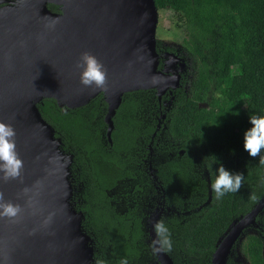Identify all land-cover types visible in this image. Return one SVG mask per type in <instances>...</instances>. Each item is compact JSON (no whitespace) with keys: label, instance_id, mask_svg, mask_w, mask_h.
I'll return each instance as SVG.
<instances>
[{"label":"trees","instance_id":"16d2710c","mask_svg":"<svg viewBox=\"0 0 264 264\" xmlns=\"http://www.w3.org/2000/svg\"><path fill=\"white\" fill-rule=\"evenodd\" d=\"M154 2L180 29L188 82L181 74L179 87L160 99L151 89L125 93L111 144L103 94L75 109L47 98L37 104L72 156L70 202L91 240V264H160L147 227L156 211L171 233L164 252L173 264H211L218 239L264 197V165L243 148L249 117L264 115V0ZM160 46L156 41L158 54ZM219 166L244 181L217 200L210 183ZM256 222L238 249L249 264H264V208Z\"/></svg>","mask_w":264,"mask_h":264},{"label":"water","instance_id":"95a60500","mask_svg":"<svg viewBox=\"0 0 264 264\" xmlns=\"http://www.w3.org/2000/svg\"><path fill=\"white\" fill-rule=\"evenodd\" d=\"M48 4L60 12H52ZM43 17L60 22L48 31ZM157 22L154 0H17L0 7V121L16 130L17 152L24 164L19 179L0 181L4 200L23 209L15 220L0 218V264L92 263L82 214L70 202L72 157L60 149V139L37 104L47 98L75 109L103 94L111 144L112 118L125 93L151 89L160 99L179 87L178 73L159 69ZM83 52L94 55L107 70L104 89L80 84L74 66ZM263 208L264 197L230 224L216 243L211 264H228L245 230L258 228L256 217ZM160 212L149 219L150 241L155 239L152 224ZM155 255L160 264H173L165 252Z\"/></svg>","mask_w":264,"mask_h":264},{"label":"clouds","instance_id":"9594fccd","mask_svg":"<svg viewBox=\"0 0 264 264\" xmlns=\"http://www.w3.org/2000/svg\"><path fill=\"white\" fill-rule=\"evenodd\" d=\"M44 27L48 31L55 30L59 19L43 17ZM75 69L79 71V82L85 88L104 89L107 82V70L104 65L91 53H81ZM249 122L252 127L244 133L243 148L250 157H259V164L264 165V115L250 116ZM23 161L19 158L16 146V130L10 123L0 121V181L8 182L17 180L21 176ZM244 175L240 173L232 174L219 166L216 170L214 179L210 183V188L215 194L217 200L222 199L227 193H237L242 187ZM27 194L29 189H23ZM252 200H257L255 194L251 196ZM31 206V199L28 201ZM23 209L19 204H13L4 200L3 192H0V218L15 220L22 213ZM50 220V217H49ZM49 221L45 220V225ZM152 231L155 239L151 241L152 251L159 254L164 251H171L172 241L171 233L163 219L156 220L152 224ZM95 264H105L102 259H97ZM119 264H128L126 259H121Z\"/></svg>","mask_w":264,"mask_h":264},{"label":"rangeland","instance_id":"374dc122","mask_svg":"<svg viewBox=\"0 0 264 264\" xmlns=\"http://www.w3.org/2000/svg\"><path fill=\"white\" fill-rule=\"evenodd\" d=\"M179 35H180V29L174 23L171 14L167 11H163V12L158 11V22H157L155 37H156V41H159L161 43L160 46L161 55L159 54L160 62H161V70H164L169 73H178L181 77V74L185 73V68L190 63V60L186 58L185 54H183L181 50L180 47L181 39ZM185 77L188 82V79L190 77L189 72L185 73ZM187 87L188 85L183 83L182 89L184 91L187 89ZM166 93L169 94L168 92ZM162 104L168 106V103L164 104L163 102ZM148 149L149 151H153L152 149L154 148L151 146V144H149ZM70 157L72 156L70 155ZM252 232H254V229L251 227L245 230V232L243 233L244 235H242L241 237V240L244 239L246 233H252ZM237 249H238L237 247H234L232 249L229 258L230 257L233 258L235 264H249L246 257L242 256L237 251ZM263 252H264V248H263Z\"/></svg>","mask_w":264,"mask_h":264},{"label":"flooded vegetation","instance_id":"af4514ba","mask_svg":"<svg viewBox=\"0 0 264 264\" xmlns=\"http://www.w3.org/2000/svg\"><path fill=\"white\" fill-rule=\"evenodd\" d=\"M15 1H17V0H0V7H2V6H7L8 4H10V3H12V2H15ZM48 5H51V4H48ZM47 5V6H48ZM57 8H58V12H55V13H59L60 12V8L57 6ZM161 55V54H160ZM163 115V114H162ZM162 115H161V120H162ZM159 127V126H158Z\"/></svg>","mask_w":264,"mask_h":264}]
</instances>
